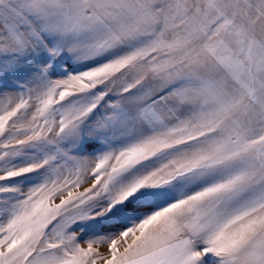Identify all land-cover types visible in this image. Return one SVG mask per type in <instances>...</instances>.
<instances>
[{
    "label": "snow or ice",
    "instance_id": "snow-or-ice-1",
    "mask_svg": "<svg viewBox=\"0 0 264 264\" xmlns=\"http://www.w3.org/2000/svg\"><path fill=\"white\" fill-rule=\"evenodd\" d=\"M0 264H264V0H0Z\"/></svg>",
    "mask_w": 264,
    "mask_h": 264
}]
</instances>
